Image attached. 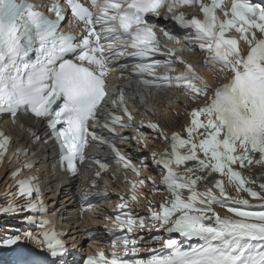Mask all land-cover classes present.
<instances>
[{
	"label": "snow or ice",
	"instance_id": "obj_1",
	"mask_svg": "<svg viewBox=\"0 0 264 264\" xmlns=\"http://www.w3.org/2000/svg\"><path fill=\"white\" fill-rule=\"evenodd\" d=\"M64 3L71 10L72 23L77 28L82 25L79 35L61 30L66 8L60 0H53L47 9L55 19L29 0H0V114H8L13 124L21 115L45 124L41 135L21 123L29 147L11 152V136L0 131V164L6 156L9 163L22 159L23 168L11 174L16 180L23 170L32 169L30 157L36 148H50L59 152L63 170L78 174V164L93 160L98 165L95 176L101 178L109 164L86 152L98 143L113 153L122 171L136 175L135 181L125 176L131 195L120 196L115 222L106 229L113 237L110 258L101 250L88 256L86 264H264V210H252L257 205L241 195L258 200V207L264 209V5L252 0H231L230 4L224 0H91L90 10L79 0ZM192 4L198 5L202 18L173 12L174 7ZM161 18L174 21L184 34H172L157 23ZM157 29L169 40L187 41L193 52L198 46L201 55L209 54L204 64L216 73L212 77L216 86L182 56L162 46ZM241 41L246 47H241ZM156 54L167 59L153 58ZM129 58L135 61V77L144 85L176 87L194 103L205 101L203 107L191 109L186 136L179 132L169 136L158 122L146 125L155 133L154 139L168 143L164 151L149 154L152 165L163 173L159 184L167 195L159 204L148 202L147 216L131 205L144 195L140 188L146 181L159 190L153 177L141 176L149 167V155L140 156L139 164H134L131 153L122 152L115 142L135 141L137 151L148 145L119 134L137 127L135 117L124 89L116 96L108 93L110 73L120 70L123 76ZM177 62L179 74L153 75L156 67L175 72ZM109 104L119 113L109 110ZM97 124L99 133L93 127ZM144 126L141 121L140 127ZM257 167L256 180L244 175V170L251 173ZM90 183L91 188L99 187L96 179ZM16 189L4 193L7 204L0 205V215L27 213L22 223L43 231L34 235L18 230L0 239V248L31 241L44 255L22 264H60L69 252L62 239L66 233L48 227L51 221L44 218L47 207L38 170L16 180ZM92 195L108 193L82 189V199ZM90 208V204L82 205V212ZM144 229L157 233L150 240H162L163 245L142 249L143 237L133 233ZM174 233L199 243L185 247L173 238ZM87 235L96 238L90 232ZM142 251L149 255L140 256Z\"/></svg>",
	"mask_w": 264,
	"mask_h": 264
},
{
	"label": "bare ground",
	"instance_id": "obj_2",
	"mask_svg": "<svg viewBox=\"0 0 264 264\" xmlns=\"http://www.w3.org/2000/svg\"><path fill=\"white\" fill-rule=\"evenodd\" d=\"M44 129L45 127L41 129L39 134L43 135ZM11 131V127L7 128L6 130L3 129L5 134H8ZM27 147H29V144ZM35 153V156L30 157V159L33 163L32 169L35 170V174H37L38 170L40 177L42 199L47 207L46 216L44 218L51 221V224H49L48 227H55L57 231H63L66 233L62 239L68 246L69 252L66 255L65 260L60 262V264H76L77 255L79 253V248H77V245H85V235L87 232L80 222L77 203L74 199V177H72L67 171L62 170L59 156H57L52 149L36 148ZM23 164L24 161L22 159L19 163H15V161L9 163L7 156L5 157L4 162L0 164V205L7 204V199L4 196L5 192H15L17 190L16 180L26 178L23 173L25 170H23L20 175L16 177V180H14L11 175L14 169L23 168ZM259 175L260 171L257 167L256 169H253V174L249 173L246 176H250L251 179L256 180ZM257 190H259L258 185ZM231 194L235 195V192L233 191ZM241 195L249 199L253 205H257V207L253 208L252 210H264L258 207V200H253L251 197H248L246 193H241ZM17 202L22 203V200H18ZM217 210L220 211L221 215L226 214V210ZM24 215H27V213H21L19 215H0V239L9 235V233L7 234L9 231L6 232L5 230L9 227H11L10 229L20 228L21 231L30 230L34 235L43 231V229L39 227H33L26 223H22V216ZM39 215L40 214L37 213L38 217ZM12 221H14L15 224L11 225ZM73 242H75L74 249L72 248ZM25 245H30L32 247L28 253V260L43 257L44 253L38 249L35 243L31 241H24L23 243H20L12 248H0V264H22L21 260L19 259V255L21 253L22 247ZM74 260L75 263L73 262Z\"/></svg>",
	"mask_w": 264,
	"mask_h": 264
},
{
	"label": "rangeland",
	"instance_id": "obj_3",
	"mask_svg": "<svg viewBox=\"0 0 264 264\" xmlns=\"http://www.w3.org/2000/svg\"><path fill=\"white\" fill-rule=\"evenodd\" d=\"M15 217H17V216H15ZM13 224H15L14 221L11 222V225H13ZM15 226H16V225H15ZM10 228H11V227H9L8 229H5L6 232L9 231V232H7V234H8V233L10 234V233L12 232L11 234L14 235V234H17L18 230L21 231L20 228H17V229H16V228H15V229H10ZM4 236H6V235H4ZM25 246H30V245H25ZM31 248H32V247H31ZM71 262H72V261H71ZM73 262L75 263V260H74Z\"/></svg>",
	"mask_w": 264,
	"mask_h": 264
}]
</instances>
